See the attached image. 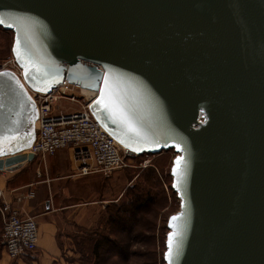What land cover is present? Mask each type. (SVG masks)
<instances>
[{
  "label": "water",
  "instance_id": "95a60500",
  "mask_svg": "<svg viewBox=\"0 0 264 264\" xmlns=\"http://www.w3.org/2000/svg\"><path fill=\"white\" fill-rule=\"evenodd\" d=\"M0 19L30 89L67 80L95 102L107 77L145 139L93 102L106 131L133 153L185 158L166 264L174 231L172 264H264V0H0ZM3 73L0 172H13L35 160L39 116Z\"/></svg>",
  "mask_w": 264,
  "mask_h": 264
},
{
  "label": "rangeland",
  "instance_id": "374dc122",
  "mask_svg": "<svg viewBox=\"0 0 264 264\" xmlns=\"http://www.w3.org/2000/svg\"><path fill=\"white\" fill-rule=\"evenodd\" d=\"M14 37L12 31L0 26V65L14 56ZM175 159L172 150L156 156L144 154L133 159L128 168L112 173L109 178L115 182L108 198L120 190L119 203L110 205L103 217H95L97 221L81 238H73L76 253L65 255V264H166L169 220L181 209V201L172 189ZM37 165L36 160L25 163L0 179L8 182L16 176L18 184L34 181ZM1 234L2 220L0 238ZM103 242L100 249H95Z\"/></svg>",
  "mask_w": 264,
  "mask_h": 264
},
{
  "label": "built area",
  "instance_id": "2783aa9c",
  "mask_svg": "<svg viewBox=\"0 0 264 264\" xmlns=\"http://www.w3.org/2000/svg\"><path fill=\"white\" fill-rule=\"evenodd\" d=\"M3 72L14 74L24 85L38 112L36 138L32 148L26 150L35 159L45 161L61 150L71 149L80 176H111L116 171L128 168L133 159L141 156L122 148L106 131L91 110L94 102L90 101L92 95L85 98L79 86L64 80L47 93L32 90L25 82L24 68L14 56L0 65V73ZM71 105H76V108ZM177 155L175 153V157ZM33 198L35 194L30 192L28 195H19L16 200L21 203ZM0 216V244L7 257L18 262L27 258L36 261L39 241L37 222L33 218L24 217L18 209L6 202L0 204Z\"/></svg>",
  "mask_w": 264,
  "mask_h": 264
},
{
  "label": "crops",
  "instance_id": "0c3cea01",
  "mask_svg": "<svg viewBox=\"0 0 264 264\" xmlns=\"http://www.w3.org/2000/svg\"><path fill=\"white\" fill-rule=\"evenodd\" d=\"M35 160L38 165L34 181L18 184L16 176L8 182L0 179V204L10 203L24 217L37 222L39 241L34 264H65L64 256L76 253L73 238L91 229L97 221L95 217H103L110 205L118 204L122 192L119 190L109 199L115 182L110 176H80L71 149L61 150L45 161ZM8 173L0 172V178H6ZM30 192L35 198L17 202L19 195ZM10 262L0 247V264Z\"/></svg>",
  "mask_w": 264,
  "mask_h": 264
},
{
  "label": "snow or ice",
  "instance_id": "6c2138e0",
  "mask_svg": "<svg viewBox=\"0 0 264 264\" xmlns=\"http://www.w3.org/2000/svg\"><path fill=\"white\" fill-rule=\"evenodd\" d=\"M4 21L0 19V24H3ZM14 52L17 56V59H21V48H20V41L17 39L16 41V47L14 49ZM26 76L28 75V72L26 70ZM2 76H8V73H0ZM105 88L101 90V94L99 98L94 102L96 106L102 107V109L107 113L109 119L113 124L119 125L124 135L131 137H135L137 139H145L142 131L136 126L134 121L132 120L131 116L126 111V105L123 94L115 87L110 86L109 79L105 77L104 79ZM3 139H8V137H4ZM123 142V141H122ZM0 143H2V140H0ZM176 147L179 149V145H176ZM175 166L173 168V175L176 177V184L174 185L177 187V190L179 191V185L182 183L184 179V171L183 166L185 163V158L183 156H180L176 159L174 162ZM183 216V213H181L179 216H173L171 218L172 221H179ZM174 229L178 228L179 226L176 224L170 225ZM180 233L178 231H174L169 235L168 239V259L169 264H172V257L174 253V239L179 236Z\"/></svg>",
  "mask_w": 264,
  "mask_h": 264
},
{
  "label": "trees",
  "instance_id": "16d2710c",
  "mask_svg": "<svg viewBox=\"0 0 264 264\" xmlns=\"http://www.w3.org/2000/svg\"><path fill=\"white\" fill-rule=\"evenodd\" d=\"M152 168V167H151ZM140 208H143L142 206H140ZM0 221H1V217H0ZM2 235V234H1ZM0 241H1V238H0ZM107 243H112L110 240H108V242ZM1 245V244H0ZM102 245H104V242L102 243V244H96V246H95V249L97 248V249H100V247L102 246ZM114 246V245H113ZM114 249H117V247L116 246H114L113 247ZM3 249V248H2ZM95 249H94V251H95ZM4 251V250H3ZM96 252V251H95ZM119 254H120V251H119ZM112 257H116V256H111L110 258H112ZM12 263L13 264H19V263H22V264H33L34 263V261L31 259V258H27L26 260H23V261H20V262H18V261H12Z\"/></svg>",
  "mask_w": 264,
  "mask_h": 264
},
{
  "label": "bare ground",
  "instance_id": "6f19581e",
  "mask_svg": "<svg viewBox=\"0 0 264 264\" xmlns=\"http://www.w3.org/2000/svg\"><path fill=\"white\" fill-rule=\"evenodd\" d=\"M81 88V87H80ZM82 92V91H81ZM83 94V93H82ZM83 95H86V96H89V95H92V98H91V100L90 101H92V100H95V98L97 97V94H93V93H85V94H83ZM119 143V142H118ZM120 144V143H119ZM121 145V144H120ZM122 146V145H121ZM122 148H124L123 146H122ZM126 149V148H125ZM25 153L27 154L28 152H26L25 151Z\"/></svg>",
  "mask_w": 264,
  "mask_h": 264
}]
</instances>
